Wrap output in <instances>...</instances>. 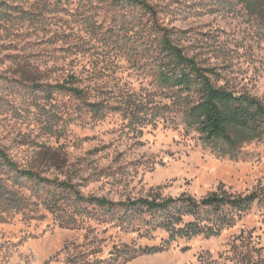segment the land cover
<instances>
[{
    "label": "rangeland",
    "instance_id": "rangeland-1",
    "mask_svg": "<svg viewBox=\"0 0 264 264\" xmlns=\"http://www.w3.org/2000/svg\"><path fill=\"white\" fill-rule=\"evenodd\" d=\"M0 0V149L51 182H0L25 199L0 204V264H258L264 259V135L220 156L184 124L196 98L158 78L166 35L218 87L264 105V0ZM73 82L84 98L54 91ZM50 91V96L47 95ZM88 103L101 105L94 114ZM65 183L67 188L59 184ZM43 185V184H42ZM222 189L254 195L217 237L177 239L96 216L85 198L118 203ZM59 194V210L43 201ZM98 212V211H97ZM211 219L219 225L218 215ZM136 224V225H135Z\"/></svg>",
    "mask_w": 264,
    "mask_h": 264
},
{
    "label": "trees",
    "instance_id": "trees-1",
    "mask_svg": "<svg viewBox=\"0 0 264 264\" xmlns=\"http://www.w3.org/2000/svg\"><path fill=\"white\" fill-rule=\"evenodd\" d=\"M113 1L118 4L137 5L153 14V9L143 1ZM160 47L162 60L158 78L165 86L181 90L187 97L196 98L184 115V124L188 129L197 132L203 142L222 145L223 149H219L218 154L235 159V152L239 147L264 135V105L260 100L218 87L207 71L200 69L191 58L184 55L166 35H162ZM52 89L78 98L85 97L80 89L74 87L73 82ZM47 95L50 96V91H47ZM87 106L94 114H98L101 108L98 103H88ZM0 172L8 177V182L12 186L18 188L23 187L26 182H31L38 188L51 184L50 181L41 179L33 172L20 169L1 149ZM59 185L63 189L67 188L65 183ZM73 194L76 202L92 206L96 210V216L103 217L104 220L120 226L141 223L146 230L161 231L167 235L161 246H151L141 250L140 254L143 255L161 253L169 249L177 239L190 240L198 236L217 237L224 227L233 224L232 218L222 214L225 210L246 212L256 200L254 195H231L222 189L200 200L181 195L177 198H139L118 203L105 198H85L76 191H73ZM62 200L59 194H48L43 205L50 213H54L59 210ZM0 204L6 209L19 210L24 207L25 199L0 182ZM212 215H218L219 225L211 219ZM67 264L83 263L78 259H70ZM258 264H264V259Z\"/></svg>",
    "mask_w": 264,
    "mask_h": 264
}]
</instances>
